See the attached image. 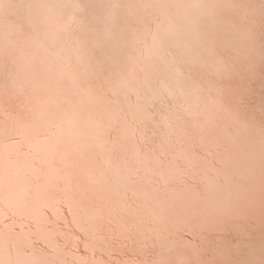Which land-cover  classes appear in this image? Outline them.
<instances>
[{
  "label": "bare ground",
  "instance_id": "6f19581e",
  "mask_svg": "<svg viewBox=\"0 0 264 264\" xmlns=\"http://www.w3.org/2000/svg\"><path fill=\"white\" fill-rule=\"evenodd\" d=\"M75 2L82 10L73 6L74 0H0V84L17 71L24 41L42 36L70 15L82 23L61 42V55L71 57V40L78 38L94 61L105 54L113 57L114 63L104 64V75L126 72L129 58L140 54L143 45L131 43L133 28L171 24L175 35L166 44L182 40L196 49L207 44L231 66L219 79L200 67L189 69L192 81L223 90V108L217 110L203 95L199 104L206 111L198 109V115L176 122L177 135L164 164L150 161L151 171L140 166L137 172L132 159L136 148L147 151L161 137L162 130L149 125L150 142L128 141L113 154L119 174L105 169L99 192L89 194L80 208L64 200L45 208L47 223L40 225L27 214L42 202L35 187L42 181L25 172L23 155L4 150L7 135L0 137V264H264V0ZM106 24L114 39L93 49ZM20 103L21 98L0 91V112L16 114ZM168 104L157 103L154 111L163 112ZM209 113L214 126L201 142L192 125ZM182 151L188 160H176L169 168L168 161ZM99 166V158L89 164L94 173ZM22 194L19 205L10 209ZM61 195L50 189L45 197ZM97 208L101 215L90 219L89 209ZM22 232L33 234L31 244L17 236ZM45 234L54 240L55 250L42 238Z\"/></svg>",
  "mask_w": 264,
  "mask_h": 264
},
{
  "label": "snow or ice",
  "instance_id": "6c2138e0",
  "mask_svg": "<svg viewBox=\"0 0 264 264\" xmlns=\"http://www.w3.org/2000/svg\"><path fill=\"white\" fill-rule=\"evenodd\" d=\"M73 6L82 10L75 0ZM81 23L70 15L63 24L42 36L24 41L17 71L8 82L0 84V91L6 90L21 98L18 113L0 112L4 116L0 120V137L7 135L10 142L3 146L4 150L23 155L25 172L42 181L35 186L42 202L27 214L37 225L47 223L45 208L62 200L80 208L89 194L99 192L105 169L120 173L121 166L114 161L113 154L128 141L150 142L149 125L162 130L161 137L147 151L136 148L132 159L137 172L140 166L151 171L150 161L157 166L164 164L174 145L172 138L177 135L176 122L184 116L198 115L203 95L209 97L217 110L223 108V90L214 85L205 88L192 81L189 74L191 67H200L218 79L230 72L231 66L216 54L214 47L201 44L196 49L182 40L166 44V40L175 35L171 24L157 25L155 30L147 26L133 28L131 43L133 47L143 45L140 54L129 58L126 72L104 75L103 66L114 63L113 57L105 54L103 59L94 61L91 50L78 38L71 40L72 56L61 55L64 50L61 42L71 37ZM113 39L112 28L106 24L92 48L102 49ZM8 43L15 47L18 41L9 39ZM165 100L170 102L166 110L154 111L156 104ZM205 111L200 109V112ZM213 126L214 114L209 113L203 116V122L194 121L192 128L203 142ZM183 134L191 138L187 129ZM95 158H99L100 166L94 173L89 164ZM182 158L188 160L183 151L168 161V167H174L176 160ZM127 163L125 160V166ZM125 171L129 169L125 167ZM159 175L160 179H165L163 171ZM50 189L62 195L48 200L45 194ZM26 192L27 188L24 194ZM22 198L23 194L9 208L18 206ZM89 213V218L95 219L102 209H89ZM0 214H3L2 209ZM5 227L14 230L9 225ZM20 235L32 243L31 232L17 233L18 237ZM42 238L48 239L55 250L50 235Z\"/></svg>",
  "mask_w": 264,
  "mask_h": 264
}]
</instances>
